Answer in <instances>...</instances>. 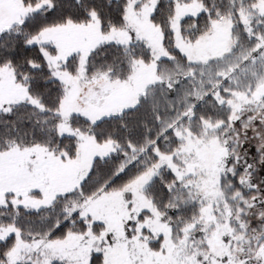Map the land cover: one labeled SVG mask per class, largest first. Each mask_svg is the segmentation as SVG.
Instances as JSON below:
<instances>
[{
    "label": "snow or ice",
    "instance_id": "1",
    "mask_svg": "<svg viewBox=\"0 0 264 264\" xmlns=\"http://www.w3.org/2000/svg\"><path fill=\"white\" fill-rule=\"evenodd\" d=\"M0 264H264V0H0Z\"/></svg>",
    "mask_w": 264,
    "mask_h": 264
}]
</instances>
